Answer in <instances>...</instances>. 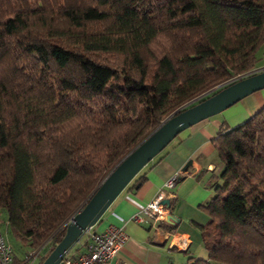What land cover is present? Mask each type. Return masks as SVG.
<instances>
[{"label":"trees","instance_id":"1","mask_svg":"<svg viewBox=\"0 0 264 264\" xmlns=\"http://www.w3.org/2000/svg\"><path fill=\"white\" fill-rule=\"evenodd\" d=\"M263 42L264 0H0V213L11 237L43 246L39 264L128 151L250 71ZM210 142L222 167L197 205L204 255L184 264H264V104Z\"/></svg>","mask_w":264,"mask_h":264},{"label":"crops","instance_id":"2","mask_svg":"<svg viewBox=\"0 0 264 264\" xmlns=\"http://www.w3.org/2000/svg\"><path fill=\"white\" fill-rule=\"evenodd\" d=\"M256 56L257 62L250 71L264 69V42ZM263 104L264 88L235 102L222 111L219 118H206L182 130L136 173L135 178L143 176V180L135 186L128 183L91 226V231L97 232L112 225L126 236L122 248L109 264H184L188 257L201 255L200 235L195 225L205 224L207 216L197 205L211 195V186L222 167L210 139L222 122L228 128L234 127ZM174 174L177 178L173 187L164 188V182ZM161 191L165 198L171 199L173 206L171 214L176 220L173 240L184 239L185 248L169 246V239L152 231L148 220L141 223L132 220L133 214ZM86 238L84 233L69 249L72 257L83 252Z\"/></svg>","mask_w":264,"mask_h":264},{"label":"water","instance_id":"3","mask_svg":"<svg viewBox=\"0 0 264 264\" xmlns=\"http://www.w3.org/2000/svg\"><path fill=\"white\" fill-rule=\"evenodd\" d=\"M264 88V69L233 80L218 91L162 120L128 151L102 178L81 208L68 222L60 240L39 264H60L73 244L96 223L117 194L136 173L177 134L189 126L215 115L248 94ZM168 205V200L163 199Z\"/></svg>","mask_w":264,"mask_h":264},{"label":"built area","instance_id":"4","mask_svg":"<svg viewBox=\"0 0 264 264\" xmlns=\"http://www.w3.org/2000/svg\"><path fill=\"white\" fill-rule=\"evenodd\" d=\"M251 72L252 71H248L245 74L235 77L233 80L246 76ZM176 178V174L168 178L164 182V188L171 189ZM163 199L168 198H165L164 192L161 191L153 200L134 213L132 220L138 223L148 220V226L152 231L162 234L165 240L169 239V246L185 248L186 241L184 239L173 240V231L163 229L161 226V224L167 222L169 218L167 205L161 202ZM74 214H72V216ZM72 216L68 219L66 224L68 222H73ZM85 233L87 234V238L84 243L83 252L75 257H63L60 264H109L113 256L122 248L126 241V236L123 231L112 225H108L103 230L97 232L91 231V227H88ZM42 247L43 246H39L30 253L24 254L19 262L14 263L12 259V249L4 241V237L0 232V264H33L40 256Z\"/></svg>","mask_w":264,"mask_h":264},{"label":"rangeland","instance_id":"5","mask_svg":"<svg viewBox=\"0 0 264 264\" xmlns=\"http://www.w3.org/2000/svg\"><path fill=\"white\" fill-rule=\"evenodd\" d=\"M224 110H226V109H224ZM224 110H222V111H224ZM222 111L215 114V115H212L208 118H219V116L222 115ZM0 232L2 233V235L4 237V241L11 247L13 253L16 254V256L18 258H21L22 255L28 254L32 251V249L29 246L20 245L11 237L8 228L4 223L3 213H0ZM203 255H204V251L202 250L201 255L199 257H201Z\"/></svg>","mask_w":264,"mask_h":264}]
</instances>
